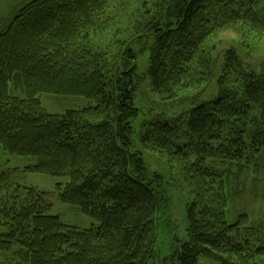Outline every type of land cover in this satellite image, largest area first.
Segmentation results:
<instances>
[{
	"label": "trees",
	"instance_id": "trees-1",
	"mask_svg": "<svg viewBox=\"0 0 264 264\" xmlns=\"http://www.w3.org/2000/svg\"><path fill=\"white\" fill-rule=\"evenodd\" d=\"M262 1L34 0L11 17L0 31V147L34 159L33 172L67 178L60 200L98 224L64 225L48 215L44 193L11 189L0 172L4 264H147L158 228L173 219L166 184L146 169L135 138L165 157L189 191L187 241L162 264H198L200 256L264 264L262 228L249 227L245 214L228 223L227 192L240 197L253 174L264 182V73L247 70L232 48L215 99L143 123L133 105L139 54L149 51L151 90L177 102L211 82L217 35H264ZM19 90L24 98L12 93ZM42 94L93 106L51 115Z\"/></svg>",
	"mask_w": 264,
	"mask_h": 264
},
{
	"label": "rangeland",
	"instance_id": "rangeland-1",
	"mask_svg": "<svg viewBox=\"0 0 264 264\" xmlns=\"http://www.w3.org/2000/svg\"><path fill=\"white\" fill-rule=\"evenodd\" d=\"M34 0H0V31L6 27L10 19L24 5ZM264 7V0L258 8ZM213 77L211 82L203 88L192 89L180 95L177 102L171 103L166 99V94L153 92L147 77L149 51H144L137 57L136 74L139 76L138 88L133 100V105L140 110L136 123L152 119L156 114H163L165 118H175L190 112L198 104L215 99L218 95L217 81L221 75L223 55L225 51L234 48L240 56L247 70L255 73H264V35L255 32H245L238 35L234 31H225L216 36ZM15 96L24 98L22 91H13ZM183 99V100H182ZM41 108L51 115H63L66 111L81 110L93 106V102L80 96H56L42 94L39 96ZM150 111V112H149ZM153 114V115H151ZM138 130V125H136ZM135 138V149L142 152L146 169L162 177L171 198L170 217L172 226H161L157 230L155 255L147 264H162V259L169 255L174 246L177 248L187 241V214L186 207L189 201L188 189L176 181V170L171 168L165 157L158 152L150 151ZM35 165L32 158L11 155L0 147V172L9 175L10 188L34 189L45 194V200L50 205L49 216L58 217L66 226L79 230H87L98 223L83 214L78 207L60 200V193L68 182L67 178L53 177L30 170ZM254 179L249 181L240 197L231 186H228L230 207L228 223L233 224L238 216H248V226L262 228L264 232V182L258 180L259 175L253 174ZM261 179V178H260ZM2 194H0V197ZM174 229L171 231V229ZM5 229L0 226V234ZM175 239V241H174ZM175 242H177L175 244ZM6 256L0 253V264H4ZM198 264H222L206 256L197 258Z\"/></svg>",
	"mask_w": 264,
	"mask_h": 264
}]
</instances>
